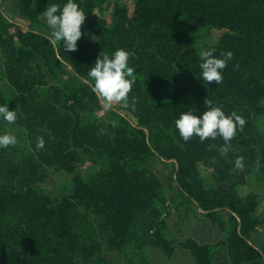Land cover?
Returning <instances> with one entry per match:
<instances>
[{
  "label": "trees",
  "instance_id": "trees-1",
  "mask_svg": "<svg viewBox=\"0 0 264 264\" xmlns=\"http://www.w3.org/2000/svg\"><path fill=\"white\" fill-rule=\"evenodd\" d=\"M105 1L77 0L90 12ZM17 2L19 14L34 24L46 7H63L66 0ZM205 29L220 34L214 47L200 46ZM98 30L97 46L82 34L75 50H65L62 41L25 31L0 10V76L9 85L0 87V104L18 115L12 124L0 119V134L18 138L0 147V264H113L106 252L126 264H148L146 251L171 259L177 249L198 264H218L221 252L230 264H264V248L251 241L264 226L257 214L260 196L241 194L258 167V151L264 183L258 128L264 115V0H137L133 14L117 9L110 27ZM118 48L133 53L135 83L111 132L91 116L104 100L89 72L101 51ZM208 49L216 56L233 53L219 84L200 77V53ZM65 66L81 79L78 87L55 86L42 100L46 73L54 79ZM206 99L246 120L226 155L221 136L185 141L175 126L182 112L206 111ZM84 157L98 168L95 174L80 176ZM237 157L243 168L235 167ZM155 158L173 163L180 198L218 226V242L168 235L165 185L150 167ZM56 169L73 175L72 193L59 197L41 188Z\"/></svg>",
  "mask_w": 264,
  "mask_h": 264
},
{
  "label": "rangeland",
  "instance_id": "rangeland-1",
  "mask_svg": "<svg viewBox=\"0 0 264 264\" xmlns=\"http://www.w3.org/2000/svg\"><path fill=\"white\" fill-rule=\"evenodd\" d=\"M35 2L36 4H39L40 0H35ZM136 3L137 0H109L98 2L95 9L91 12L89 9H84L86 12V18L81 28L86 41L93 46H97L100 38V32L98 29L103 25L110 27L115 18V12L117 9L126 8L131 14H133ZM40 21V27L35 25L33 30L23 29L25 31H35L50 36L44 13L41 14ZM219 36L220 34L213 30H203L201 37L199 38L200 46L204 47L205 44L208 47H214L217 44ZM46 78L49 83V88L40 89L39 95L42 100H45L52 95L49 93V89H52L55 86L70 84L76 89L81 82V79L77 77L74 70L69 66H65L64 69L59 70L56 78L53 79L48 73H46ZM8 86L5 76H0V87L5 89ZM104 104L105 101H103V105L95 110L91 116L94 120L106 125L107 128L113 132L117 124L116 116L118 114H125L123 112V103L113 101L111 107L108 109L104 107ZM258 128L260 133L264 135V115L258 119ZM258 153V167L252 175L248 176L247 186L242 188L241 194L242 196H246L250 192H255L260 196L261 205L257 214L264 218V183L261 182L262 153L261 151H258ZM150 167L154 172L158 173L165 185L168 201L165 208L164 218L169 227L168 235L179 241L184 240L187 237H194L200 242L215 241L217 237L220 236V229L218 226L212 223L197 205L180 198V191L174 182L175 176L173 174V163L164 162L162 159L155 158ZM97 170L98 168L96 166L90 164L85 157L83 158L82 165L79 168L80 176L86 177L89 174H95ZM201 170L205 174L209 173V170L204 169L203 167H201ZM40 186L43 190L56 196H66L73 191L74 177L63 170L56 169L51 172L48 179L40 184ZM221 214L226 217L225 213ZM251 241L255 245H260V243L264 242V226L252 234ZM146 253L147 257H149V262L147 261L148 264H168V261L171 262L172 260V258L163 260V255L160 251L148 250ZM105 256L111 260L113 264H126L127 262L122 256L116 253L106 252ZM177 259L178 260L176 261L178 263L184 261V258L181 255L177 256Z\"/></svg>",
  "mask_w": 264,
  "mask_h": 264
},
{
  "label": "clouds",
  "instance_id": "clouds-1",
  "mask_svg": "<svg viewBox=\"0 0 264 264\" xmlns=\"http://www.w3.org/2000/svg\"><path fill=\"white\" fill-rule=\"evenodd\" d=\"M43 13L51 30L50 39L53 43L62 41L65 50H75L78 46L77 41L83 34L81 26L86 18V12L79 6L77 0H66L63 7L52 3ZM132 55V52L124 48H118L112 54L101 51L90 69L89 75L94 80V91L103 98L106 109L111 107L113 101L128 104V94L135 83L134 69L130 66ZM200 56L203 58L200 63L202 80L205 83L214 81L219 84L223 79L222 70L233 57L232 51L216 56L208 49L201 51ZM205 103L210 105L206 111L200 115L193 111L182 112L176 119L175 126L185 141L193 135L199 136L202 141L209 137L221 136L225 143L220 147V152L226 155L237 127L242 129L246 120L236 112L226 114L221 106H212L213 102L209 99H206ZM0 119L12 124L18 119V115L15 109L9 108L8 103H3L0 104ZM17 142L18 138L14 132L4 131L0 134V147L15 145ZM43 146L44 139L41 137L37 147ZM235 167H244L243 157L236 158Z\"/></svg>",
  "mask_w": 264,
  "mask_h": 264
},
{
  "label": "crops",
  "instance_id": "crops-1",
  "mask_svg": "<svg viewBox=\"0 0 264 264\" xmlns=\"http://www.w3.org/2000/svg\"><path fill=\"white\" fill-rule=\"evenodd\" d=\"M0 10L13 22L18 23L19 25H21L23 28L27 29V30H33L34 26H41L40 23H34L31 24L30 21H28L27 19L23 18L19 12H18V2L17 0H0ZM221 236V235H220ZM217 237V239L213 242H200L199 240H197L200 243H215L218 242L220 240L221 237ZM255 245V244H254ZM256 248L258 249H263L264 248V242L260 243V245H255ZM182 256L184 258V261L181 263H178L176 260L177 256ZM219 257L221 258L218 262V264H230L229 260L226 257L225 252H221L219 253ZM164 259H168L167 256L163 255V260ZM219 259V258H218ZM168 264H198L196 259L194 257H192L189 254H184L181 250L177 249L174 253V256L170 261H168Z\"/></svg>",
  "mask_w": 264,
  "mask_h": 264
}]
</instances>
